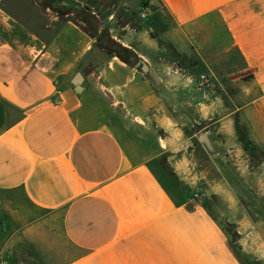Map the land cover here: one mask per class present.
Returning a JSON list of instances; mask_svg holds the SVG:
<instances>
[{
  "label": "crops",
  "instance_id": "1",
  "mask_svg": "<svg viewBox=\"0 0 264 264\" xmlns=\"http://www.w3.org/2000/svg\"><path fill=\"white\" fill-rule=\"evenodd\" d=\"M132 1L135 60L0 0V262L264 264V0Z\"/></svg>",
  "mask_w": 264,
  "mask_h": 264
},
{
  "label": "rangeland",
  "instance_id": "2",
  "mask_svg": "<svg viewBox=\"0 0 264 264\" xmlns=\"http://www.w3.org/2000/svg\"><path fill=\"white\" fill-rule=\"evenodd\" d=\"M44 10V5L49 7L48 14L57 18H75L90 24L91 29L97 36V43L101 46L102 40H114L111 35L122 34L123 28H127L132 24L139 25L138 21L142 16V4H137V1L132 0H33ZM77 5H80L78 7ZM88 8H87V7ZM150 22L151 19H145ZM112 30V31H111ZM117 42L116 40H114ZM101 42V43H100ZM121 45V44H120ZM118 49H114V53ZM132 53L122 55L126 60H130ZM174 60L186 67L191 66L192 61L184 58L181 55L175 54ZM238 62L237 54H233ZM234 70V69H231ZM232 76L242 77L243 81L248 79V76H243V72L234 70ZM241 127H246L240 122L237 123V130L240 134ZM242 132V131H241ZM242 162H247L249 169L258 170V174L264 179V150L255 146V144L248 139H242ZM262 168V169H261ZM255 193H264V181L258 183L254 187ZM211 207L216 211V207L211 203ZM226 228L231 233L233 240H237L238 234L235 233L234 225L226 224Z\"/></svg>",
  "mask_w": 264,
  "mask_h": 264
},
{
  "label": "trees",
  "instance_id": "3",
  "mask_svg": "<svg viewBox=\"0 0 264 264\" xmlns=\"http://www.w3.org/2000/svg\"><path fill=\"white\" fill-rule=\"evenodd\" d=\"M87 30H89L93 36H96L94 31L91 29L90 25H88V24H87ZM101 46L104 47L107 51L112 52V53L114 52V49L117 48L118 52H115V53L120 55L121 57H122V55H124V56L127 55L128 52L132 53L131 56L134 55V53L131 50L121 46L118 42H115L114 40H110V41L109 40H102ZM241 131H240L241 139H244V140L247 139V129H245L244 127H241ZM229 225L231 226L233 224L229 223Z\"/></svg>",
  "mask_w": 264,
  "mask_h": 264
},
{
  "label": "water",
  "instance_id": "4",
  "mask_svg": "<svg viewBox=\"0 0 264 264\" xmlns=\"http://www.w3.org/2000/svg\"><path fill=\"white\" fill-rule=\"evenodd\" d=\"M77 6L80 7V5H77ZM86 7H87V6H86ZM87 8H88V7H87ZM132 59L135 60V57L133 56ZM138 66H141V67L147 68V64H146L143 60H140V61L138 62ZM81 79H82V76L79 74L78 76H76L75 81H74V84H75L76 86H79V85H80V81H81Z\"/></svg>",
  "mask_w": 264,
  "mask_h": 264
},
{
  "label": "built area",
  "instance_id": "5",
  "mask_svg": "<svg viewBox=\"0 0 264 264\" xmlns=\"http://www.w3.org/2000/svg\"><path fill=\"white\" fill-rule=\"evenodd\" d=\"M142 16L145 17L146 16V13H142ZM203 80H205V83L208 82V78L207 76H202ZM0 264H8L7 262L3 261V262H0Z\"/></svg>",
  "mask_w": 264,
  "mask_h": 264
}]
</instances>
